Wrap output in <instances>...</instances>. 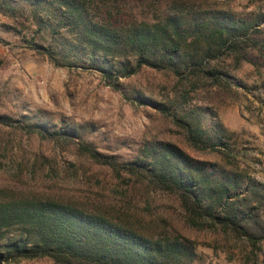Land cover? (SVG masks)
<instances>
[{"label": "trees", "instance_id": "trees-1", "mask_svg": "<svg viewBox=\"0 0 264 264\" xmlns=\"http://www.w3.org/2000/svg\"><path fill=\"white\" fill-rule=\"evenodd\" d=\"M151 3L0 0V14L15 34L29 32L26 48L56 67L96 71L131 104L169 118L192 150L220 152L225 165L156 138L144 140L131 159L120 160L82 137L79 124L50 126L0 114V126L72 146L77 156L110 171L127 206L136 198L148 202L150 192L174 196L186 224L220 229L257 258L264 241V181L237 168L230 153L234 132L196 99L201 90L229 92L233 71L243 63L259 64L264 13L238 19L199 0ZM146 69L171 83L133 84ZM110 211L59 196L9 195L0 188V264L19 257H47L56 264H204L194 240L167 230L146 233L137 220Z\"/></svg>", "mask_w": 264, "mask_h": 264}, {"label": "rangeland", "instance_id": "rangeland-1", "mask_svg": "<svg viewBox=\"0 0 264 264\" xmlns=\"http://www.w3.org/2000/svg\"><path fill=\"white\" fill-rule=\"evenodd\" d=\"M199 2L207 9L229 11L238 19L264 13V0ZM6 23L10 20L0 14V114L23 115L26 120L43 121L50 126L82 125V137L92 141L101 152L116 155L120 160L131 159L144 140L156 138L171 141L201 159L225 165L220 152L192 150L180 128L169 118L150 107L131 104L105 85L96 71L56 67L47 57L26 48L29 32L23 30L22 37L6 28ZM256 53L251 51L252 55ZM258 63H243L233 71V87L229 92L199 91L196 104L213 109L222 124L234 132L230 153L237 168L264 181V55L258 58ZM132 83L159 87L171 81L146 69ZM0 188L9 195L39 193L100 204L111 213L124 214L131 222L137 220L136 227L146 233L163 230L180 233L196 242L204 264H264V241L257 258L251 257L245 243L220 229L198 230L186 224L178 200L163 192H150L148 202L144 197L136 198L127 206L120 201V188L110 171L77 156L72 146L2 126ZM1 264L56 263L47 257H19Z\"/></svg>", "mask_w": 264, "mask_h": 264}, {"label": "crops", "instance_id": "crops-1", "mask_svg": "<svg viewBox=\"0 0 264 264\" xmlns=\"http://www.w3.org/2000/svg\"><path fill=\"white\" fill-rule=\"evenodd\" d=\"M261 181H263V180H261Z\"/></svg>", "mask_w": 264, "mask_h": 264}]
</instances>
